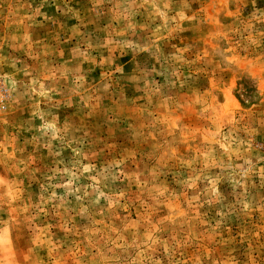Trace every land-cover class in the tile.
<instances>
[{"label": "rangeland", "instance_id": "rangeland-1", "mask_svg": "<svg viewBox=\"0 0 264 264\" xmlns=\"http://www.w3.org/2000/svg\"><path fill=\"white\" fill-rule=\"evenodd\" d=\"M0 264H264V0H0Z\"/></svg>", "mask_w": 264, "mask_h": 264}, {"label": "built area", "instance_id": "built-area-1", "mask_svg": "<svg viewBox=\"0 0 264 264\" xmlns=\"http://www.w3.org/2000/svg\"><path fill=\"white\" fill-rule=\"evenodd\" d=\"M9 98V89L5 83L3 76H0V111L5 109Z\"/></svg>", "mask_w": 264, "mask_h": 264}]
</instances>
